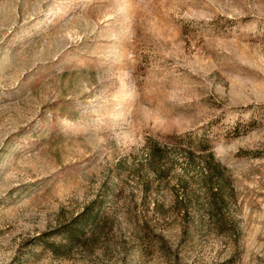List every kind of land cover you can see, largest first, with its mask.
Masks as SVG:
<instances>
[{
    "label": "rangeland",
    "instance_id": "obj_1",
    "mask_svg": "<svg viewBox=\"0 0 264 264\" xmlns=\"http://www.w3.org/2000/svg\"><path fill=\"white\" fill-rule=\"evenodd\" d=\"M0 264H264V0H0Z\"/></svg>",
    "mask_w": 264,
    "mask_h": 264
},
{
    "label": "trees",
    "instance_id": "obj_2",
    "mask_svg": "<svg viewBox=\"0 0 264 264\" xmlns=\"http://www.w3.org/2000/svg\"><path fill=\"white\" fill-rule=\"evenodd\" d=\"M218 167H219V165H218ZM67 235H68V238H69L70 242L72 241V239L74 237H76V235H75V233L73 231H68Z\"/></svg>",
    "mask_w": 264,
    "mask_h": 264
}]
</instances>
